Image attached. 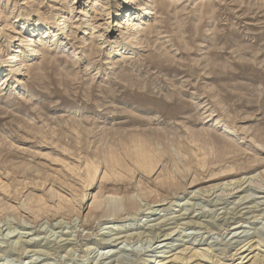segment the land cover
<instances>
[{
  "label": "rangeland",
  "instance_id": "374dc122",
  "mask_svg": "<svg viewBox=\"0 0 264 264\" xmlns=\"http://www.w3.org/2000/svg\"><path fill=\"white\" fill-rule=\"evenodd\" d=\"M263 197L264 0H0V264L264 257Z\"/></svg>",
  "mask_w": 264,
  "mask_h": 264
},
{
  "label": "bare ground",
  "instance_id": "6f19581e",
  "mask_svg": "<svg viewBox=\"0 0 264 264\" xmlns=\"http://www.w3.org/2000/svg\"><path fill=\"white\" fill-rule=\"evenodd\" d=\"M99 52H102V51H100V50H98L97 48H92L91 49V52H90V55H89V57L91 58V60H93V62L95 63L96 61H94V59H96V57H98V53ZM166 53V52H165ZM32 55V54H31ZM159 55V54H158ZM160 55H163V54H161L160 53ZM167 55V54H166ZM164 60H165V58L163 57V56H161ZM160 57V58H161ZM169 59L171 58L170 56L168 57ZM16 58H9L7 61H13L14 60V62H16V60H15ZM99 59V58H98ZM163 59H161V61H159L158 62V65H155V67H156V69L158 70V71H162V70H165V71H176V68L175 67H172V65L171 66H167V65H165V64H163L164 62H163ZM168 59V60H169ZM172 61V60H171ZM171 63H173V62H171ZM175 65V64H174ZM62 71V70H61ZM64 72V71H63ZM186 72V71H185ZM177 73L178 74H181L182 72L181 71H177ZM186 73H188V72H186ZM64 75H65V73H64ZM148 78L150 79L151 78V76H148ZM148 78H147V80H144V81H142V80H139V79H135V78H133V77H128V80H127V84L126 85H119L118 87L119 88H121L122 89V92H120L121 94H125V93H127V92H129V91H133V92H135V93H138V94H140V95H157V94H160V93H162L163 92V90H156V92L152 89V87L149 85V83H148ZM143 82H145V85L143 86ZM163 82V84L165 83V81L163 80L162 81ZM167 82V81H166ZM171 82H172V80H171ZM167 84V83H166ZM142 85V86H141ZM165 85V84H164ZM160 89V88H159ZM165 89V88H164ZM111 90V89H110ZM159 91H161V92H159ZM167 93L169 94V95H166V96H168V97H170V101H169V103H167L166 105L167 106H173V107H177L176 106V102H177V97H178V95L179 94H182V93H184V91H183V88H176V89H169L168 91H167ZM118 100V99H117ZM121 101V100H120ZM164 103V102H163ZM84 104V103H83ZM165 105V104H164ZM98 107V106H97ZM197 107V106H196ZM100 108V107H99ZM167 181H168V179H167ZM171 181V180H170ZM170 181H169V183H164V189L165 190H168V189H172V188H176L177 187V182L176 183H170ZM242 182V181H241ZM236 183V182H235ZM241 185H243V183H241L240 185H238V184H235V185H232V187H233V190H236V189H238L239 187H241ZM164 190V191H165ZM232 190V189H231ZM243 191H245V188H244V190H241V192H243ZM240 192V190L239 191H236L235 192V194H233V196L232 197H237V199L240 201V204H241V202L242 201H244L245 199H250L249 197H247L248 196V194L246 195V196H237V193H241ZM195 193H197V192H195ZM194 193V194H195ZM151 194V193H150ZM259 194H261V193H259ZM152 195V194H151ZM151 195H149V194H145V195H143V197L144 198H147V199H156V197L155 196H151ZM230 197H231V195H229ZM249 196H251V195H249ZM194 196H192L191 198H193ZM190 198V199H191ZM252 198H254V199H257V197L255 198L254 196L252 197ZM251 198V199H252ZM262 198V197H261ZM264 198V197H263ZM194 199V198H193ZM259 199V198H258ZM247 201V200H246ZM165 202V200H160L159 199V201H156V202H154L155 204H154V206H151V207H149L148 209H146V210H148V211H150V212H148V213H146V214H148V215H150V216H159V214L157 213V208H159V207H161V206H163L164 204L163 203ZM237 203V202H236ZM247 203V202H246ZM245 203V204H246ZM238 204H239V202H238ZM264 204V203H263ZM183 205V206H182ZM180 207H184V206H190V204L188 203V202H186V203H184V204H182ZM192 205V204H191ZM242 205V204H241ZM124 210H127V211H129L131 208H134L135 206H136V203L134 202V200H132V198H128L126 201H125V203H124ZM238 206H240V205H238ZM241 207V206H240ZM191 208H193L192 210H195L194 209V206H190V210H191ZM196 208V207H195ZM245 208H247V207H245ZM182 209V208H181ZM184 210V209H183ZM187 211H189V210H187L186 208H185V212H183V213H181L180 215H178L177 216V219H180V220H185V219H191L189 222H187V223H183V224H181L182 226H186L187 227V225H193V226H195L196 224L194 223H192V219H196V218H199V215H197L196 213L195 214H191V212H189V213H187ZM239 211V210H238ZM241 211H242V209H241ZM193 212V211H192ZM245 213V212H244ZM244 213H242V214H244ZM234 215H236V214H234ZM235 217V216H234ZM238 217V216H237ZM241 217H243V215L241 216ZM240 217V218H241ZM176 219V218H175ZM227 219H229V218H227ZM232 219H234L233 217H231V221H232ZM242 219V218H241ZM230 222V221H229ZM164 223V224H163ZM165 223L166 222H159L158 224L157 223H155L154 225H151V226H139L138 228L139 229H146V230H149V231H153V229H157V231H159V232H163V231H165V230H162V229H164V227L166 226L165 225ZM168 224V223H167ZM241 227V226H240ZM237 228H239L238 227V225H235V227H233L231 230H236ZM227 231V230H226ZM178 232L177 231H172V232H170V233H167V234H165L164 236H160V234L158 235H156L155 236V242L154 243H159V245H157V246H155L156 248H153L154 247V245H151V247H150V249H154V251L153 252H155V250H157V249H162V248H167L168 247V244L169 243H167L168 241H172L173 239H174V237L175 236H177L178 234H177ZM241 233V232H240ZM240 233H238V234H236L235 232L233 233V236L232 237H235L236 235H240ZM244 233V232H243ZM242 233V234H243ZM140 234V233H139ZM138 234V235H139ZM229 234H230V232H229ZM141 235V234H140ZM189 235V234H188ZM247 235V234H246ZM162 237V238H161ZM187 237H189V236H187ZM231 237V238H232ZM243 237V236H242ZM236 238H237V236H236ZM120 238H116V239H114V241H112L111 242V244L112 245H121V244H123V243H121V241L119 242L118 240H119ZM68 240V239H67ZM65 241V240H63L64 241V245H68V244H70V240L69 241ZM111 240H113V239H111ZM62 241V240H61ZM118 241V243H115V242H117ZM28 242V241H27ZM110 242V241H109ZM123 242V241H122ZM125 242V241H124ZM166 242V243H165ZM181 242H183V241H181ZM163 243H165V244H163ZM61 244V243H60ZM63 244H61V245H63ZM160 244H163V245H160ZM234 244V243H233ZM232 243L230 244V245H233ZM248 244V243H247ZM258 244V243H257ZM58 245V244H57ZM237 245V244H236ZM260 245V244H259ZM62 248V246H60L59 245V248ZM117 247V246H116ZM60 248V249H61ZM258 248H252V245H246V246H241L239 249H236V250H238L237 251V253H234V255L232 256V257H230L229 259L231 260V264H233V262H234V260H237V259H239V264H246V263H248V262H250V264H253V262L254 261H261L262 259L264 260V257L263 256H261V255H259V253H255L254 255H252V256H250V254H252L253 253V251L254 250H257ZM120 251V250H119ZM259 251V250H258ZM207 253V252H206ZM210 254V253H209ZM103 256V255H102ZM106 256H108V254L106 255ZM197 256H198V258L197 259H199V260H201V261H204V262H208V260H211V259H208V260H206L205 258L206 257H208L207 255H205V254H199V253H197ZM210 256V255H209ZM212 256V255H211ZM250 256V257H249ZM213 257H214V255H213ZM109 258V257H108ZM112 258V257H111ZM211 258V257H210ZM107 259V258H106ZM184 260V259H183ZM103 262V261H102ZM31 263V262H30ZM34 263V262H33ZM32 263V264H33ZM109 263V262H108ZM192 262H188V260L187 261H185V263L183 262L182 264H191ZM106 264V263H105ZM166 264V263H165ZM210 264H218V262H216V261H211V263ZM254 264H256V263H254Z\"/></svg>",
  "mask_w": 264,
  "mask_h": 264
}]
</instances>
